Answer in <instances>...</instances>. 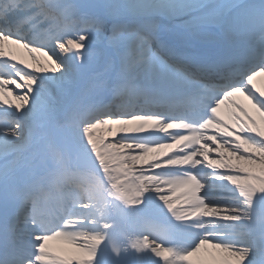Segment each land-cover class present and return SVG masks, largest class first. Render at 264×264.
<instances>
[{
  "label": "bare ground",
  "instance_id": "obj_1",
  "mask_svg": "<svg viewBox=\"0 0 264 264\" xmlns=\"http://www.w3.org/2000/svg\"><path fill=\"white\" fill-rule=\"evenodd\" d=\"M48 2L49 0H21V7L25 11L41 13L37 20L45 23L43 11H47ZM197 2L206 6L205 12L218 16L219 22L222 14L237 4L224 26L232 28L228 39L247 34L248 28L255 26L259 20L250 6L238 5L241 0ZM157 19L161 25L169 24L163 16ZM178 22L179 20L172 23ZM50 23L54 25L55 22ZM21 27L27 29L19 34L26 35L31 25ZM166 35L184 42V45L186 42L196 45L207 39H216V32L206 28H201L197 35L183 34L171 26L167 29L162 27L157 33L160 38ZM67 39L65 38L63 46L59 44L57 47V43H50L48 48L36 49L34 46L28 49L0 39V58L3 62L1 66L5 67V72H11L13 68L21 70L13 72L11 76H0V158L12 155L8 160L5 159L4 171L20 162L27 165L26 172L32 177L39 167L46 165L45 167L52 169L56 164L62 163L67 170L58 172L59 178L74 173V170H78L85 162L82 140L86 136H97L96 142L90 144L88 150L95 151L101 160L113 162L115 166L120 167L124 180L135 185L132 195L137 208L160 216L166 214L165 216L177 225L184 222L196 224L200 236L195 249L188 252L198 260L194 262L187 258L179 261L184 264H244L245 250L249 247L256 250L264 244V212L254 208L249 216L244 195L248 191L264 190V73L256 76L254 80L262 95L259 108L249 102L250 100L242 102L246 112H239V117L246 115L240 119L237 126L247 132L244 138L237 137L231 142L201 145L199 150H193L187 157L172 160V148L145 146L139 143L133 134L150 132L159 127L160 124L155 122L125 123L113 127L93 125L90 132L83 128L87 123H94L101 113L118 114L121 110L128 109L125 107L138 105L144 98L131 99L133 94L139 93L137 88L121 87L108 105L98 107L103 87L106 86H99L100 82L108 79L110 84L107 86L115 82L114 76L104 73L112 50H105L103 45H98L103 53L99 58L89 57L87 50H84V60L81 63L75 58L80 54V50L71 49ZM165 49L169 50L170 47ZM53 64L58 71H51ZM64 70L70 73L72 82L64 83L50 91L45 87L37 105L36 93L32 91L39 86L37 81H42L47 86ZM27 79L32 80V84L26 83ZM90 84L97 86L89 87ZM8 92L19 98L21 108L17 109L14 102L10 103ZM5 100L9 103H4ZM114 105L118 107H113ZM118 121L123 120L120 118ZM197 152L203 153L198 155ZM31 159L34 160L29 161ZM179 167L185 169L183 172L190 171L187 178H170L160 174L164 169L173 170ZM18 168L20 167L17 166ZM84 169V176L80 177L82 182H77L84 184L86 189H83V193H79L78 197L90 200L85 202L89 203L87 206L74 213L82 217L88 227L83 226L82 230L76 232H59L63 237L61 242H65L55 248L59 256L44 248L42 253L46 254L48 251L49 261L55 264H92L94 251L103 249L104 242L111 235L114 222H120L124 226L122 200L110 186L95 176L92 170L86 167ZM201 169H212L210 172L216 177H202L199 172ZM24 178L21 175H11L3 177L1 181L4 180V184L8 186L11 183L24 182ZM76 184L60 180L61 187L56 186L55 190H52V198H69L72 194L70 188L77 189L78 186H74ZM211 195H221L225 198L215 199L211 198ZM257 199L259 200V197ZM208 202H219L224 206H211L216 211L201 210V204ZM230 204L235 208H228L227 205ZM112 216L113 220L110 221ZM145 244H148V241H145ZM148 246L154 248V244L147 245L149 251L151 250ZM152 264L178 263L161 254L153 257Z\"/></svg>",
  "mask_w": 264,
  "mask_h": 264
},
{
  "label": "snow or ice",
  "instance_id": "obj_2",
  "mask_svg": "<svg viewBox=\"0 0 264 264\" xmlns=\"http://www.w3.org/2000/svg\"><path fill=\"white\" fill-rule=\"evenodd\" d=\"M205 7L197 0H49L47 11H43L45 23H41V20H37L41 13L25 11L21 7V0H0V32L15 35L19 40H26L28 44L41 48H48L52 40L63 46L65 38H68L70 48L80 50L75 58L81 63L84 50H87L89 57L99 58L103 53L97 46L103 45L105 50H112L104 73L114 76L113 87L134 88L139 86L136 81L141 79L150 84L156 81L171 82L185 75L179 67L168 63L160 54L161 49L168 47V42L158 37L157 33L162 27L167 29L171 26L183 34L197 35L208 24H219V17L205 12ZM161 16L169 24L161 25L157 19ZM177 20L178 23H172ZM53 21L54 25L50 23ZM21 25H31L26 35L19 34L26 31ZM223 32L226 37H230L232 28L225 27ZM253 55L258 61L264 62V47ZM245 63L246 59L220 57L209 67L212 70L228 68L230 76H243L249 71ZM19 71L13 68V71L5 72L0 67V76H11L13 72ZM51 71H58L55 64ZM25 82L32 84L30 79ZM71 82V75L66 70L61 71V75L52 79L47 86L37 81L39 86L32 89L36 93V104L40 103L45 87L50 91ZM108 83L109 80L105 79L99 86ZM8 96L11 97L10 103L14 102L17 109L22 107L21 101L12 92H8ZM4 103L9 101L5 100ZM244 195L249 216L254 208L264 212V190L248 191ZM43 240L44 243L38 246L40 252L44 251V245L50 242L51 237L45 236ZM36 247L34 242L18 244L7 234L0 235V264H34L35 253L32 249ZM245 252L244 264H264V244L256 250L249 247ZM92 264H109V261L102 250L96 249Z\"/></svg>",
  "mask_w": 264,
  "mask_h": 264
},
{
  "label": "rangeland",
  "instance_id": "obj_3",
  "mask_svg": "<svg viewBox=\"0 0 264 264\" xmlns=\"http://www.w3.org/2000/svg\"><path fill=\"white\" fill-rule=\"evenodd\" d=\"M229 6V5H228ZM209 203V202H208ZM209 204H212V203H209Z\"/></svg>",
  "mask_w": 264,
  "mask_h": 264
}]
</instances>
